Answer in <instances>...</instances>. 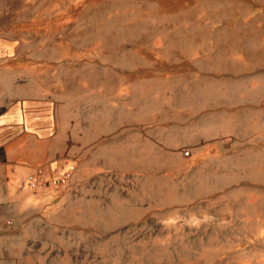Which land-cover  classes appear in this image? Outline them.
<instances>
[{"label": "rangeland", "instance_id": "rangeland-1", "mask_svg": "<svg viewBox=\"0 0 264 264\" xmlns=\"http://www.w3.org/2000/svg\"><path fill=\"white\" fill-rule=\"evenodd\" d=\"M14 47L70 139L66 264H264V0H0Z\"/></svg>", "mask_w": 264, "mask_h": 264}, {"label": "crops", "instance_id": "crops-1", "mask_svg": "<svg viewBox=\"0 0 264 264\" xmlns=\"http://www.w3.org/2000/svg\"><path fill=\"white\" fill-rule=\"evenodd\" d=\"M13 49L8 60L11 67L4 75L0 53V264H66L54 251L45 224L50 221L59 188L50 178L67 168L60 158L70 139L62 128L55 99L33 95L23 87L19 79L25 77L27 84L28 77L17 67L20 57L17 48ZM11 60L16 63L13 68ZM3 77H9L8 87ZM77 141L82 153L81 132ZM37 167L44 168L45 182L32 189L27 177Z\"/></svg>", "mask_w": 264, "mask_h": 264}, {"label": "built area", "instance_id": "built-area-1", "mask_svg": "<svg viewBox=\"0 0 264 264\" xmlns=\"http://www.w3.org/2000/svg\"><path fill=\"white\" fill-rule=\"evenodd\" d=\"M2 107L0 106V117L2 115ZM75 172V165H68L62 172L52 175L50 181L57 185L60 181H69ZM45 170L43 167H37L27 177V183L32 189H37L45 182Z\"/></svg>", "mask_w": 264, "mask_h": 264}]
</instances>
